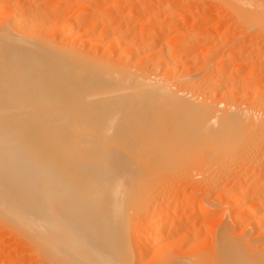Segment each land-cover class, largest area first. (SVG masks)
Wrapping results in <instances>:
<instances>
[{
	"label": "bare ground",
	"instance_id": "6f19581e",
	"mask_svg": "<svg viewBox=\"0 0 264 264\" xmlns=\"http://www.w3.org/2000/svg\"><path fill=\"white\" fill-rule=\"evenodd\" d=\"M107 1L0 0V115L17 111L16 118H23L15 125L0 116L1 225L16 231L26 244L30 264H146L148 255L154 261L151 264H264V244H257L262 237L250 235L264 220V92L259 89L264 64L254 66V62L257 72L251 68L242 75L254 55L248 61V56H238L235 66L232 63L234 71L233 67L227 74L224 68L231 56L223 52L226 57L217 58L221 64H216L215 71L191 74L180 61L193 57L190 53L197 42L193 31L199 28L191 27V36L186 31L184 43L180 41L176 50L168 43L171 38L160 42V36L155 37L160 44L158 48L153 45L155 49L148 45L154 44L152 37V43L143 42L148 27L138 29L145 30L142 34L134 30L129 36L131 27L124 23L133 21L134 14L122 22L127 29L115 28L114 22L117 17L124 20L118 14L122 16L125 7L129 10L148 1L149 8L153 0ZM160 1L162 5V0L155 3ZM168 1L163 11L150 16L159 23L152 18L146 21L140 14L143 20L137 18L140 21L130 26L141 22L140 27L145 20V26L151 25L149 21L157 24L155 29L153 23L149 27L154 30L151 34L165 33L168 23L164 28L163 20L169 13L190 10L178 4L172 9ZM193 1L202 11L223 7L228 23L234 26L226 22L222 34L229 29L245 34L252 27L250 37L264 42V0ZM219 13H207L202 21L213 15L221 18ZM136 33L141 35L140 40L136 36L138 43L133 37ZM181 36L185 35L180 33L179 40ZM255 37L250 39L258 41ZM143 43L154 50L146 54ZM210 53L202 60L214 55ZM196 62L191 65L198 69L206 61H199V67ZM178 180L183 181L182 189ZM184 181L195 187L190 193H185ZM220 198L235 215L225 211L230 218L226 221L224 216L223 225L221 221L214 229L219 231L208 261L204 260L208 250L199 252L198 258L189 257L187 249L165 254L168 243H162L163 239L170 240L183 230L177 239L186 245L197 229H207L210 221L206 220L215 213L213 209L221 207ZM214 203L219 207L214 208ZM181 206L190 207L186 210L191 212L183 209L187 214H180ZM204 216L209 217L205 220ZM239 216L247 219L243 227L249 233L237 237L231 231L240 227ZM189 220L192 225L203 222V228L198 222L193 233V226H187ZM163 227H168L167 234ZM263 228L258 233H264ZM135 249L141 253L133 258Z\"/></svg>",
	"mask_w": 264,
	"mask_h": 264
},
{
	"label": "rangeland",
	"instance_id": "374dc122",
	"mask_svg": "<svg viewBox=\"0 0 264 264\" xmlns=\"http://www.w3.org/2000/svg\"><path fill=\"white\" fill-rule=\"evenodd\" d=\"M132 1H134V0H132ZM132 1H130V2H132ZM136 1V0H135ZM134 1V2H135ZM141 0H137V2H140ZM143 1V0H142ZM147 1V0H146ZM157 1H159V0H157ZM157 1H155V0H153L152 1V3L150 2V7L153 5V6H155V2H157ZM163 1H164V3H163ZM166 1L167 0H162V5H160L161 4V1L160 2H158L157 4H156V8H154L153 6H152V8L150 9V7L148 8V4L146 5V3H149L148 1L147 2H145V1H143V2H145L144 4L142 3V2H140V4L141 5H144L145 7H144V9L146 8V9H148L146 12L148 13H146L145 12V10L143 9V8H141V5H140V7H132L131 8V6H133V5H129L130 7V9H132V11H133V13L131 12V10L129 9L128 10V7H125V10H126V8H127V10L128 11H130L129 13H128V11L126 10V11H124V10H121L120 12L123 14L122 16L121 15H119L118 14V16L119 17H125L124 18V20L123 19H121V21L120 20H118L119 18L117 17L115 20L116 21H114L115 23H117V24H115V23H113V24H115V28H117L119 25H120V27H124V25H125V27L126 26H129L128 28H134L135 27V25L137 26V24L138 23H141V22H137L135 25L134 24H132L134 27H132V26H130L131 25V23H133L134 21L136 22V21H142L143 19L142 18H144L145 20L147 19V20H151V18L152 17H150L151 15H152V13L154 14L155 12L156 13H158V12H161V11H163V10H161L162 9V7L164 6V4H166ZM171 1V2H170ZM180 1V2H179ZM112 1L111 0H109V1H107V3H111ZM134 2H132V4L134 3ZM154 2V3H153ZM188 2V3H187ZM193 2V3H192ZM52 3H54V1L53 2H50V3H48V7H50V6H52L53 4ZM107 3H105L104 5H108ZM160 3V4H159ZM167 3H170V5L172 4V7L170 6V8H172V9H174V7H176V8H178V5H179V7H183V6H190L189 8H190V10L187 12V11H183V10H181V9H178V10H175L174 12H172V14L171 13H169L170 15H168V13L166 12V15H168V17L165 15V13L163 14V16L165 15L166 17L164 18V20L163 21H165V22H163V24H164V28H166L167 29V27H168V29H169V27H170V31L167 29V30H164V31H166L168 34H166L165 36H164V34L166 33H164V32H162V33H157L156 31L154 32V34H151L154 30H152V31H150V26L152 25V23L154 22V23H157L156 22V19H154L153 20V18H152V20H153V22H150L149 21V23H148V25L151 23V25L150 26H145V25H147L146 24V21L144 22L143 21V23L142 24H144L145 23V25H142V26H140L139 27V25H141V24H139L137 27H135V29H131L130 28V31L132 32L130 35L128 34V32H127V34L129 35V36H132V35H134L135 33H133V31L134 32H136L139 28H141V27H148L147 28V30L145 31L143 28V31H139V33L140 34H142L141 32H143L144 33V31L145 32H147V34L146 35H148V36H146V35H144L143 34V36L145 37V39L143 40V42L145 41V42H147L148 43V41L147 40H149L150 39V37H152L150 40H152L153 39V41H150L151 43L153 42L154 44H149L148 43V45H151V47L152 48H158L157 46L159 45L160 46V44H157L159 41L160 42H167V40L168 39H170L171 38V40L169 41L168 40V43H169V45H171L173 48H174V50H176V48H178L179 46H181L182 45V43H184V41H185V38H186V31H187V36H188V32L189 31H191L192 32V29L193 30H197L198 28V30L195 32V31H193V33H196V34H194L193 35V37L195 38V35H196V37H197V39H193V40H195L194 42H196V44L194 43V45H195V47L196 48H194L192 51H191V53H190V57H192V55H193V57L192 58H187L186 59V61H185V58L183 59V60H181V58L180 59H178L180 62V64H182V62L186 65V67H187V69H189L188 71L191 73V74H193V73H197L198 74V76H200V75H202V74H204V73H202V72H205V73H207V71L209 72L211 69L213 70L214 69V67L216 66V64L217 65H219V64H221V63H219L220 62V59H223V58H225L224 56H223V52H225L226 53V55H228V57L229 56H231L230 57V59L229 60H231V62L229 63V64H227L228 65V68L226 69V68H224L223 66H221V68H224L226 71V73L228 72V70H230L228 73H230L231 72V70H232V68L235 66V64H234V62H235V57H238V58H242V57H246V56H248V58H246V60L247 59H249L250 58V56L252 55H254V56H256V58H253L252 56V59L253 60H251V58H250V60H251V62H246V61H244V59H243V61L242 60H238V58H236L237 59V62L238 61H242V62H244V64H245V62L248 64L247 66L246 65H244V66H246L245 68H244V66H242V72H241V74L242 75H244V73H245V75L247 74V73H249L248 72V69H250L251 70V68H252V71H253V68H254V66H257L256 64H264V57L262 58L261 56H263L264 55V42H262L260 39H258L257 37H255V38H257L258 39V41L257 40H255L254 39V41L253 40H251V39H253L254 37H250V31H253L254 29H251L252 27H250L249 29H250V31L249 30H246V31H248V32H246L245 31V34H243L242 33V31L243 30H241V29H239L240 31H241V33L240 32H235V31H233V30H230L229 29V33H227V34H222V31H223V29L226 27L225 25L226 24H230V21H229V23H228V14L224 11L223 12V7H222V9H221V6H219V5H216V7L215 6H211L210 8H208V9H206V10H200V8H197L198 7V5L196 4V3H194V1L193 0H169ZM176 3V4H175ZM135 4H137L136 2H135ZM174 4V5H173ZM178 4V5H177ZM182 4H184V5H182ZM158 5H159V7H158ZM135 6V5H134ZM136 8H138L137 10H140V9H143L141 12H139V11H136ZM156 9V10H155ZM192 9V10H191ZM137 12H135V11ZM159 10V11H158ZM181 11H183V12H181ZM205 11V12H204ZM120 12H118V13H120ZM125 12H127V14L129 15H125L124 16V13ZM145 12V13H144ZM190 12V13H189ZM215 13V12H220L219 14H221L222 16H221V18H219V16H217V15H213V17H211V18H208L207 20H206V22L204 21H202L203 20V18H205V16H206V14L207 13ZM150 13V14H149ZM155 13V14H156ZM186 13V14H185ZM222 13H225V14H222ZM126 14V13H125ZM136 16H134V15ZM139 14V15H138ZM140 14L142 15L143 14V16H145V17H142V16H140ZM147 14V15H146ZM227 14V15H226ZM114 15V14H113ZM116 16H117V14H115ZM131 15H133L132 16V18H135V19H132L131 18ZM196 15V16H195ZM198 15V16H197ZM203 15V16H202ZM116 16H114V18L116 17ZM126 16H127V18H130V19H132L133 21H131V20H129L128 21V19H126ZM138 16V17H137ZM146 16L148 17V18H150V19H148V18H146ZM113 17V16H112ZM140 17H142V18H140ZM170 17V18H169ZM202 17V18H201ZM227 17V18H226ZM137 18H139L140 20H138ZM190 18V19H189ZM127 21H126V20ZM137 19V20H136ZM218 19V20H217ZM225 19V20H224ZM117 21H120V23L119 22H117ZM125 22L124 23V25L122 26V22ZM167 21V22H166ZM170 21V22H169ZM191 21H192V23H191ZM227 22V23H226ZM119 23V24H118ZM129 24V25H127V24ZM153 23V27L154 26H156L155 24ZM159 23V22H158ZM168 23V24H167ZM170 23V24H169ZM226 23V24H225ZM168 26H167V25ZM175 24V25H174ZM232 25H233V23H231ZM230 24V25H231ZM167 27H166V26ZM171 25V26H170ZM234 26V25H233ZM112 27H114V25H112ZM120 27H119V29H120ZM124 27V29H127V28H125ZM153 27H151V29L153 28ZM192 27V29H190ZM203 27V28H202ZM220 27V28H219ZM182 28V29H181ZM235 27H233V29H234ZM123 29V30H124ZM141 29V30H142ZM154 29H155V27H154ZM186 29V30H185ZM203 29V30H202ZM211 29V30H210ZM232 29V28H231ZM121 30H122V28H121ZM182 30V31H181ZM185 30V31H184ZM199 30H200V32H199ZM216 30V31H215ZM127 31H129V30H127ZM148 31H150V34H149V32ZM169 31V32H168ZM221 31V32H220ZM219 32L221 33V35H223V36H220L219 35ZM228 32V31H227ZM139 33H136V35L135 36H133L135 39H136V43H138V39H139V37H141V35L139 34ZM179 33V34H178ZM180 33H181V35H185V36H181V40H179V35H180ZM193 33H190V34H193ZM199 35H198V34ZM205 33V34H204ZM233 33H234V36H233ZM237 33V34H236ZM138 34V35H137ZM161 34H163V35H161ZM189 34V35H190ZM236 34V35H235ZM248 34V35H247ZM175 35V36H174ZM177 35V36H176ZM198 35V36H197ZM218 35V36H217ZM246 35V36H245ZM136 36L138 37V39L136 38ZM160 36V37H159ZM191 36V35H190ZM201 36H202V38H201ZM205 36L206 37H208V38H206L205 39ZM213 36V37H212ZM220 36V37H219ZM133 37H132V39H133ZM148 37V38H147ZM155 37H156V39L157 40H159L158 42H156L157 40L155 39ZM179 37V38H178ZM182 37H185L184 39H182ZM199 37V38H198ZM221 37H223L222 39H221ZM231 37H233L232 39H231ZM246 37V38H245ZM130 38V37H129ZM173 38V39H172ZM212 38H216V39H212ZM220 38V39H219ZM235 38V39H234ZM242 38H244V39H242ZM251 38V39H250ZM164 39V40H163ZM167 39V40H166ZM203 39V40H202ZM224 39V40H223ZM242 39V40H241ZM248 39V40H247ZM250 39V40H249ZM130 40H131V38H130ZM140 40V39H139ZM166 40V41H165ZM184 40V41H183ZM199 40H202V41H199ZM212 40H213V42H215V43H213L212 42ZM215 40V41H214ZM222 42H226V41H228V44H230V43H232V46L231 45H229L228 46V48L226 47L228 44H226L225 42V45L223 44V42L221 43L220 41ZM132 41V40H131ZM180 43H179V42ZM204 41V42H203ZM232 41V42H231ZM233 41L234 42H236V44H237V42H239L238 43V49L237 48H235L237 45L235 44V43H233ZM252 41V42H251ZM172 42V44H170ZM206 42V43H205ZM218 42H220L222 45H224L225 46V48L226 49H228L227 51H228V54H227V51H226V49L225 48H223L224 46H222L220 43H218ZM230 42V43H229ZM262 42V43H261ZM131 43H135V41L133 40V42H131ZM147 43L145 44V43H143V44H145V46H144V48L146 47V45H147ZM202 43V44H201ZM216 43H218V44H216ZM243 43V44H242ZM246 43V44H245ZM212 46H211V45ZM234 44V45H233ZM240 44V45H239ZM245 44V45H244ZM153 45H155V47L153 46ZM213 45H218V48L216 47V46H213ZM236 45V46H235ZM241 45H243V47L241 46ZM263 45V46H262ZM219 46H221V47H219ZM240 46L242 47V48H240ZM148 47V46H147ZM215 47V48H214ZM232 47V48H231ZM144 48H143V52H144ZM155 48V49H156ZM214 49V51H215V49H216V51L215 52H213V51H209V50H211V49ZM222 50H221V49ZM233 49L232 51H234V53L232 54V52L231 53H229V51H231V49ZM149 49H150V46H149ZM149 49L148 48H145V52L148 50L149 51ZM179 49V48H178ZM220 49V50H219ZM225 49V50H224ZM230 49V50H229ZM234 49H237V50H234ZM152 50H154V49H152ZM151 49H150V51H152ZM224 50V51H223ZM239 50V51H238ZM220 53H219V52ZM222 51V52H221ZM235 51H236V53H235ZM239 53H238V52ZM262 51V52H261ZM143 52H141V53H143ZM145 52L143 53V54H145ZM210 52H212V55L214 54L215 55V53H216V57L213 55L212 57H211V55L210 56H208V58H207V60L206 59H204V61L202 60L203 58H206L207 56L206 55H208V54H206V53H209V54H211ZM258 52H260V53H258ZM225 53H224V55H225ZM242 53V54H241ZM262 53V54H261ZM146 54H147V52H146ZM218 54H221V55H218ZM234 54H237V55H235V56H232V55H234ZM257 54H258V56H257ZM260 54H261V56H260ZM242 55V56H241ZM141 56H142V54H141ZM206 56V57H205ZM219 56V57H218ZM112 57H114V56H112ZM210 57H211V59H210ZM233 57V58H232ZM244 57V58H245ZM217 58H220V59H217ZM232 58V59H231ZM258 58H260V60L258 59ZM256 61H255V60ZM211 60V61H210ZM229 60H228V62H229ZM249 60V61H250ZM185 61V62H184ZM196 62V64L198 65V67H199V61L200 62H202V63H204L205 61L207 62H205L204 64H205V66H207V67H205L204 66V64L202 65L201 64V66L203 67H205V68H198V69H196L197 68V66L194 68L191 64H194L195 62ZM248 61V60H247ZM194 62V63H193ZM217 62V63H216ZM255 62V63H254ZM257 62H259V63H257ZM234 64V66H233V64ZM254 63V64H253ZM214 64V65H213ZM252 64L254 65V66H252ZM184 65V66H185ZM232 65V66H231ZM192 66V67H191ZM220 66V65H219ZM189 67V68H188ZM217 67V66H216ZM227 67V66H226ZM211 68V69H210ZM215 69H217V68H215ZM215 69L213 70V71H215ZM234 69H235V67L233 68V70H232V72L234 71ZM199 70V71H198ZM195 71V72H194ZM251 71V72H252ZM255 71V72H254ZM253 72L254 73H256L257 71L256 70H254ZM263 71V70H262ZM231 72V73H232ZM264 72V71H263ZM262 72V73H263ZM199 73H200V75H199ZM202 73V74H201ZM227 73V74H228ZM230 73V74H231ZM240 74V75H241ZM241 77V76H240ZM262 80H259L260 82H259V89L260 90H262L263 92H264V74H262V78H261ZM220 97V95H215V98H218V99H216V100H220L221 99V97ZM255 105L257 106L258 105V102H256L255 103ZM258 106H260V105H258ZM257 106V107H258ZM17 111L15 112V114H13V113H11V115L9 116V115H7L6 113H3L4 115H5V117L1 114L0 116H1V118L3 119L2 121L4 122V121H8V120H12L13 122H14V124L16 125V123L18 122V121H20L21 119H23L22 117H17L16 118V116H17ZM18 133V132H17ZM23 141H25V139H23ZM260 155H262V151H261V154ZM259 161H260V159H259ZM258 161V162H259ZM181 176H183V177H180V174L178 175V177L180 178V179H182V180H185V179H183L184 178V175L182 174ZM264 176V175H263ZM263 176H262V178H263ZM178 178V179H179ZM214 178H216V175L214 176ZM175 181V180H174ZM179 181H181V180H178V182ZM177 182V181H176ZM175 182V183H176ZM185 183H186V181H184ZM189 182V181H188ZM190 182H191V180H190ZM190 182L189 183H186V185H185V187H186V191H185V193L187 194V192H189L190 193V189L192 188V187H196V185H197V183L196 182H191V184L192 185H194V186H192L191 187V184H190ZM180 184H179V186L180 185H182V186H184V184H182L183 183V181H182V183L181 182H179ZM190 184V185H189ZM196 184V185H195ZM188 186H190V187H188ZM198 186V185H197ZM194 187V188H195ZM180 188L182 189L183 187H181L180 186ZM193 188V189H194ZM196 188H198V187H196ZM189 190V191H188ZM188 193V194H189ZM200 194V193H199ZM162 195V194H161ZM160 195V197L159 198H161L162 196ZM198 195V194H197ZM200 196H201V194H200ZM200 196L198 195V196H196L197 197V199H199L200 198ZM212 198V197H211ZM196 199V200H197ZM213 199V198H212ZM200 200V199H199ZM198 200V201H199ZM223 200L224 199H222V198H220L219 199V202L221 203L220 204V208H218L219 207V205H217L216 203H214V204H216L217 205V207H216V205H214V208H218V209H213V212H215V213H213L210 217L209 216H204L205 217V220L206 221H210L211 222V224H210V222H208V224L209 225H207L206 223V225L208 226H205V227H207V231L203 228V226L201 225V223H203V222H201V221H197L194 225H192V222H193V220H189L188 221V225L187 226H190V227H192L193 226V228H192V232H193V230H195L196 229V227L198 226H196V224L199 222V225H201L202 226V228H203V230L202 229H199V231H198V229L196 230V233L195 234H193V235H195V238H191V240L189 241L190 243H187L186 245H184V244H182L181 242H180V240H178L179 239V234H181L182 233V231H181V233H178V234H176V235H174V236H171V239L169 240V237L166 239L165 238V240L163 239V241H161L162 243H166V240H167V243H168V249H167V246L165 247V245L166 244H162V245H164V247L162 248L164 251H166V249H167V251L166 252H164L165 254H168V253H170V252H174L175 254L178 252L177 250H182L183 251V249H187V251L189 250V252L191 251V253L189 254V252H187V254H188V256L190 257L192 254H194V255H192L191 257H194V256H196L197 258L199 257V255L197 256V254L199 253V252H201L202 254H203V252H204V254H206L208 251L210 252L212 249H211V243L214 241V239L216 238L215 237V235H217L218 233H216V231L218 232L219 231V229L218 230H214V229H217L216 227L218 226V224L219 223H221V221L222 220H224L225 218H224V216L226 217V221H228L227 219H229L230 218V215H228L229 213L230 214H232V215H235L234 214V211H230L231 210V208L229 207V205L227 204V206H226V204H222V202H223ZM214 201V200H213ZM217 200H215L214 202H216ZM222 201V202H221ZM211 202H212V200H211ZM211 202H210V206L212 205L211 204ZM218 201H217V203H219ZM225 202V201H224ZM223 202V203H224ZM178 203V202H177ZM205 203H206V201H205ZM226 203V202H225ZM196 204H197V202H196ZM195 204V205H196ZM223 205H225V206H223ZM152 206H153V203L151 204V208H152ZM172 206H174V201L172 202ZM197 207H198V204L196 205ZM196 206H195V208H196ZM182 207V206H181ZM223 207V208H222ZM225 207V208H224ZM227 207H229V208H227ZM187 209H189L190 207H186ZM186 208H180L179 209V213L180 214H187V212H191L190 210H191V208H190V210H186ZM227 208V209H226ZM183 209H184V211H187V212H183ZM209 209H211L210 207H209ZM221 209V210H220ZM225 209V210H224ZM229 209V210H228ZM215 210V211H214ZM225 211H227V213L225 212ZM236 211V210H235ZM183 212V213H182ZM226 213V215H224V214ZM236 213V212H235ZM257 213H258V211H257ZM215 214V215H214ZM260 214V215H259ZM259 214H257V215H259V216H262L261 215V213L259 212ZM227 215H228V217H227ZM231 215V216H232ZM257 215H255V216H257ZM178 216V215H177ZM180 216V215H179ZM212 217V218H211ZM243 218V216L241 217V216H239V219H242ZM258 218V217H257ZM204 219V218H203ZM244 219H242V223H241V225L240 224H238V225H240V227L239 228H234L232 231H231V234H233L234 232H235V234H233V235H237V237L239 236H241V235H243V234H245V233H243L244 231H246L247 229H245L243 226H244V224H246L247 223V219L246 220H244ZM225 221V220H224ZM224 221H222V225H223V222ZM246 221V222H245ZM264 221V220H263ZM262 220H261V223H259V224H257V225H255V228H254V230H252V231H250V235H253L254 233H255V235H253V236H261L262 238V240L261 239H257V244H259V245H261L262 247H263V245L262 244H264V236H262V235H264V233H261V232H259V233H261V235L258 233V231H259V229H261V227H263V225H264V222H263ZM213 222V223H212ZM244 223V224H243ZM204 224V225H205ZM262 224V225H261ZM0 225H1V223H0ZM213 227H211V226ZM222 225H220V226H222ZM259 225H260V227H259ZM201 226H199L200 228H201ZM220 226H219V228H220ZM242 226V227H241ZM258 228H257V227ZM209 227H211L212 229H210ZM6 228V229H5ZM155 228V227H154ZM165 228V229H164ZM242 228V229H241ZM258 229V231H257V229ZM4 229V230H3ZM163 229H164V234H167V232H169L168 230V227H163ZM5 230H6V232H5ZM8 230V231H7ZM211 230V231H210ZM241 232H240V231ZM167 231V232H166ZM185 231V230H184ZM198 231V232H197ZM209 231L211 232V234L210 235H208L209 234ZM213 231V232H212ZM9 232V233H8ZM15 232V233H14ZM192 232H191V236L193 237V235H192ZM238 232H240L239 234H238ZM246 232H248V231H246ZM263 232H264V228H263ZM6 233V234H5ZM194 233V232H193ZM205 233V234H204ZM206 233H208L207 235H206ZM241 233H243V234H241ZM249 233V232H248ZM253 233V234H252ZM259 235H258V234ZM143 234V236H144V238H145V234L144 233H142ZM200 234V235H199ZM204 234V235H203ZM241 234V235H240ZM247 234V233H246ZM257 234V235H256ZM200 237H199V236ZM213 235V236H212ZM190 236V237H191ZM212 236V237H211ZM253 236H251V237H253ZM15 237V238H14ZM176 237V239L174 240V241H171L172 240V238L174 239ZM209 237V238H208ZM19 239V235H17V233H16V231H14V230H12V229H10V228H8V227H6L5 225H1L0 226V264H28V262L30 261V260H32V258H31V255L29 254L30 252L27 250L28 249V247L27 246H25L26 244H23V242L22 241H20V239H19V241H18V239ZM178 238V239H177ZM210 238H213V239H210ZM206 239V240H205ZM254 239H256V237H254ZM145 240V239H144ZM143 240V241H144ZM176 240H177V242H176ZM197 240H198V242H197ZM168 241H171V243L173 244H171V243H169ZM191 241H194V242H191ZM205 241V242H204ZM259 241V242H258ZM146 241H144V242H142V244H144ZM173 242H175V244L176 245H174V243ZM199 242H201V243H199ZM261 242V243H260ZM22 243V244H21ZM180 243V244H179ZM195 243V244H194ZM203 243H204V245H203ZM159 244V243H158ZM158 244H156V246L154 247V248H157V246H158ZM194 244V245H193ZM196 244H198V246L196 247L195 245ZM205 244H207V245H205ZM210 244V245H209ZM160 245H161V243H160ZM172 245V246H171ZM187 245H188V247H187ZM255 245H256V243H255ZM259 245H257V247L259 246ZM169 246H171L170 248H169ZM179 247V249H178V247ZM183 248H182V247ZM193 246V247H192ZM184 247H186V248H184ZM192 247V248H191ZM260 247V246H259ZM258 247V249H260V248H262V247H260L259 248ZM141 248V247H140ZM140 248H138V249H140ZM177 248V249H176ZM195 248H196V251H193L192 252V250H195ZM169 249H170V251H169ZM177 252H176V251ZM184 250V251H185ZM208 250V251H207ZM261 250V249H260ZM181 251V253H183ZM141 253V251L139 250V251H137V249H135V251H134V253L132 254V257H133V255L134 254H136L135 255V257H133V258H136L140 253ZM195 252V253H194ZM207 253V255H206V257H205V255H204V257H205V259L204 260H207L208 261V259H209V257L210 256H208L209 254H211V252L210 253ZM24 253V254H23ZM32 253V252H31ZM185 253V252H184ZM201 253H199L200 255H202ZM34 253H32V255H33ZM22 255H23V257H22ZM30 255V256H29ZM186 255V254H185ZM27 256V257H26ZM33 257H36L35 255H33ZM150 257L151 256H149L148 255V257L147 256H145L144 258H146L144 261H147L146 262V264H151V262L152 263H154V261H151L150 260ZM38 258V257H37ZM207 258V259H206ZM39 259V258H38ZM151 259H152V257H151ZM191 259V258H190ZM195 258H193V260H194ZM153 260V259H152ZM196 260V259H195ZM149 261H150V263H149ZM29 264H30V262H29ZM163 264H167L166 262H163Z\"/></svg>",
	"mask_w": 264,
	"mask_h": 264
}]
</instances>
